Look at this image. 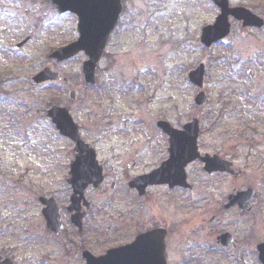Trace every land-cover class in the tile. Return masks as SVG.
Here are the masks:
<instances>
[{"label": "rangeland", "instance_id": "obj_1", "mask_svg": "<svg viewBox=\"0 0 264 264\" xmlns=\"http://www.w3.org/2000/svg\"><path fill=\"white\" fill-rule=\"evenodd\" d=\"M230 2L232 5L260 6L264 13V0ZM41 6L17 5L22 12L16 21L15 36L10 40L0 36L2 254L11 257L16 264H59L61 243L52 240V236L46 238L48 231L39 198L55 197L57 191L66 188V175L63 176L60 163L65 161L68 147L66 139L59 137L48 119L47 110L53 104L70 103V89L78 92V102L71 111L80 125L82 137L90 144L96 141L104 145L119 143L123 151L130 142H162L164 136L156 128L157 121L167 120L172 126L181 128L194 118L200 120L202 151L220 155V148L224 147L233 153L237 142H241L238 147L241 155L251 152L254 156L240 161L249 164L248 177L264 201V30L242 32L240 23L232 19L231 34L214 47L206 48L200 42L201 30L219 13L211 0H137L129 5L123 24L111 40L108 57L102 61L98 72L99 82L109 86L106 97L99 90L95 94L85 83L82 67L87 57L84 54L66 63L49 57L51 46L72 40L74 33L68 30L69 20L41 10L52 13L51 4ZM27 32L34 34L27 47L15 54L2 49L4 45L11 49L13 42L22 40ZM202 62L206 64L204 91L207 102L197 106L194 99L199 88L190 83L188 72ZM45 67L68 77L70 88H63L59 83L34 85L31 77ZM249 69L254 71V79L249 76ZM94 100L99 106L100 101L110 105L112 111L108 108V112L112 115L115 110L123 111L127 114L125 122L106 127L105 115L100 114L92 122ZM245 143H251L254 149ZM111 166H106L105 186L97 191L90 189L86 194L95 202L97 236L92 247L101 251L112 245L106 228L110 224L116 227L126 219L123 216L127 213L124 197L119 192L116 202L117 192H111L110 188L112 181L122 179L125 166L118 167L116 175L109 176ZM189 172L192 180L200 179L202 188L207 189L205 179L208 178L202 168L195 164ZM220 182L228 189L232 179L222 175ZM214 185L218 188L217 180ZM127 206L130 210H139L135 202ZM190 206H184L177 199L178 223L196 214L201 205ZM262 206L246 218L227 211L220 224L208 225L206 230L213 231L220 225V229L235 228L243 237L250 228L259 240L264 237V203ZM194 227L193 221L191 229ZM201 237L204 236L199 232L194 241L198 246L202 243ZM185 243L180 240L174 243L176 261L170 259V264H260L252 258L238 263L226 261L221 256L222 260L216 256V260L211 261L203 257V252L197 256L200 261L192 263L180 252L182 248L188 249Z\"/></svg>", "mask_w": 264, "mask_h": 264}, {"label": "flooded vegetation", "instance_id": "obj_2", "mask_svg": "<svg viewBox=\"0 0 264 264\" xmlns=\"http://www.w3.org/2000/svg\"><path fill=\"white\" fill-rule=\"evenodd\" d=\"M94 5L106 4L108 1L112 0H90ZM119 6H121V13L119 20L110 34L106 48L104 50L100 65L97 67V76L98 71L101 66V62L108 57L109 49L111 47V40L113 36L120 29L123 24L129 5L135 4L137 0H117ZM47 5L51 4L53 7L52 13L41 9L42 11L55 16L56 18H63L70 21L71 25L68 30L73 31L74 38L77 39L79 36V16L76 13H73L69 10L59 11L58 7L54 4L53 0H0V36L1 38L9 37V40L16 34V21L19 14L22 12V9H18L17 5H26L31 4ZM96 5L93 8L95 13H102L103 8ZM253 13L258 15L264 23V13L261 11V7H254L250 5L248 7ZM21 11V12H20ZM40 17V15H37ZM42 20V19H38ZM126 20L125 22H127ZM238 25L242 32L247 30H264L263 27H243V22L238 21ZM128 23V22H127ZM126 23V26H127ZM233 26V23H232ZM66 29V28H65ZM97 32H103V26L100 24L97 26ZM2 34V35H1ZM32 33H25L24 37H29L27 42L23 44L20 48L23 49L27 47L33 38ZM2 39V40H3ZM68 43V42H67ZM61 43V45L67 44ZM17 43L13 42L11 49L3 46L2 49L6 52L15 54L17 51L15 49ZM97 77L95 83L90 85L94 89L95 94L96 90H99L100 93L106 91V85L99 82ZM63 85V88H70L71 81L66 82L64 80L57 82ZM71 91V89H70ZM70 93V92H69ZM70 102V101H69ZM73 100L70 103L63 102L61 106L67 107L70 111L71 108L77 103ZM99 103L94 100V103L91 104V114L93 116L92 122L95 121L99 116L105 115L106 127H113L114 125L123 124L125 122L124 116H127L121 110H115L112 113L108 110L112 107L100 101ZM112 106V105H111ZM109 108V109H108ZM110 111H112L110 109ZM72 112V111H71ZM117 112V114H116ZM73 113V112H72ZM128 120H126V123ZM139 128V127H137ZM136 128V130H138ZM156 128L164 136V141H153L149 140L146 142H130L128 146L122 151L119 147V143L104 145L103 143H98L97 141L93 144H90L92 148L96 151L98 165L102 167L103 180L98 187L90 185L85 191V199L80 200V202H72L73 187L69 183L71 175V164L76 157V152L74 148V143L70 142L71 146L68 147V162L62 163L60 165V170L65 176V186L62 191H57L55 197L48 196V198H55L58 205V218H57V231H52L48 228V219L47 216H43L46 238L52 236V240H59L61 244L60 253H62L59 264H86L87 257L89 253H92L94 256H101L107 253L109 250H114L119 247L128 246L134 243V241L143 234L151 232L153 230L159 229V242L160 238L163 237L164 242V252L166 257L167 264H170V259L174 262L176 261L174 256V243L177 240L185 241L188 249H180L183 257H187V261L198 263L200 260L197 259L198 254L203 252V257L210 259L211 261L216 260L215 257L220 256L226 261L238 262L246 261L250 258L257 260L258 246L260 243L264 242V237L257 240L255 231L248 228V231L245 232L243 237L237 232L234 228L232 229H217L211 231L210 229L206 230V226L213 223L222 221V216L227 211H233L239 217L246 218L250 215L255 214L259 209H262V204L264 201L261 200L262 196L257 187L252 185V179L248 177L249 174V164L241 163V158L248 161V159L253 158L251 152L241 155L238 150V147L242 144L237 142L235 151L230 153L226 151L227 148H220V157L224 160L231 162L230 172H212L208 173L204 170V164L201 160H196L195 162L189 164L186 167L187 171V183L185 185H170V183H154L149 184L143 190H138L135 187L131 186L133 179L142 177L151 172L159 169L161 165L170 158V142L168 137L161 128L156 125ZM250 147L251 150L254 149V146L251 143H245ZM133 145V147L131 146ZM130 146V147H129ZM200 152L202 155L211 154L209 152L202 151L201 147ZM218 155V154H217ZM106 164V165H105ZM111 164V173L110 175H116L118 167L122 168V179L112 181L110 188L111 192H117L115 194L116 202L117 195L120 192V195L124 197V209H127V213L123 216V220L120 224L115 227V224H110L106 231L108 239L112 240V245L107 247L104 250L93 249L92 244L94 239L96 240V227L95 222V202L93 198H88V190H101L106 182L108 174H106V166ZM197 164L205 172V176L208 179H205L207 189H203V181L192 180L190 177L189 169L192 165ZM128 166V167H127ZM225 175L232 179V183L228 186V189L223 188L220 182V176ZM215 180H217L218 188L214 185ZM215 189H213V188ZM251 191V192H249ZM247 195L246 198H241L243 194ZM178 197V198H177ZM177 199L180 200L181 204L188 207L194 203H200V209L196 214L191 217H185L184 221L181 223L177 222L176 219V204ZM135 202L138 205L139 210H130L127 204ZM230 205V206H228ZM135 208V206H133ZM193 206H190L192 208ZM47 210L48 207L42 208V210ZM124 213V212H123ZM196 223V227L191 229V222ZM199 229V230H198ZM204 233H202V230ZM196 230V231H195ZM206 230V231H205ZM195 231V233H194ZM1 232V228H0ZM201 233L204 237H201L202 243L200 246L194 241L198 233ZM230 233V237L227 240L228 242L220 241L219 237L224 233ZM206 234V237H205ZM196 236V237H195ZM51 242V239L48 241ZM47 242V243H48ZM93 242V243H92ZM152 242V241H151ZM154 243V244H153ZM153 244V245H152ZM147 248L143 249V253L150 255L151 252L155 254V251L158 250L160 255V246L155 247V239L152 243L147 242ZM153 246V247H151ZM221 259V258H220ZM222 260V259H221Z\"/></svg>", "mask_w": 264, "mask_h": 264}, {"label": "water", "instance_id": "obj_3", "mask_svg": "<svg viewBox=\"0 0 264 264\" xmlns=\"http://www.w3.org/2000/svg\"><path fill=\"white\" fill-rule=\"evenodd\" d=\"M61 10L70 9L77 12L80 15V30L81 38L69 46L60 48L52 56L59 60H64L70 58L71 56L77 54L79 51L84 50L86 54L90 57L84 63V74L85 79L88 83L94 82V71L96 63L99 60L102 50L105 46V42L111 30L114 28L118 15L120 12L119 7H116L114 1L109 4L112 13H103V17H98L94 15L93 8L98 5H94L90 0H54ZM110 2V1H109ZM214 2L221 8L222 13L217 17L216 22L213 25H209L203 29L202 42L211 46L213 43L219 41L220 39L226 37L230 31V23L228 22L229 15H233L236 18L244 19L246 25H257L259 22L256 17L251 14L248 10L242 7L229 8L228 0H214ZM108 7V5H107ZM104 23V31L100 36H95L93 33V26L97 23ZM20 46V45H19ZM205 74V66L201 64L196 70L190 72V80L197 86L203 87ZM60 75L56 72L51 71L49 68L44 69L39 74L32 78V82L37 84L47 80H58ZM75 92L71 93L72 98L75 97ZM206 101V95L201 92L196 97V103L198 105H203ZM50 117H52L53 122L57 125L60 132L74 141L77 142V150L81 154L84 150L88 149V146L83 143L79 135L78 127L73 122L72 117L66 109L53 107L49 111ZM160 126L170 135L171 146V159L164 163L160 170L155 171L146 178L137 179L134 185L138 188L140 186H145L149 182H157L160 177L164 181H169L172 178V182L176 184H182L185 181V166L197 158H200L198 153V135L200 131L199 120L194 119L193 122L184 126V130L173 129L167 122H160ZM90 154L86 159H80L81 155L78 153L77 159L74 162L75 168H81L78 174L75 173V181L77 183L76 190L81 192L84 188L93 180L100 181L99 172L95 169L94 153L92 150H87ZM203 162L206 164V170L212 172L216 170H227L228 165L225 164L218 156L216 157H202ZM88 161H93V163H88ZM83 167H88V173H84ZM50 220L49 224L51 228H56V210L51 208L50 214H47ZM159 231L151 232L143 236L138 237V239L129 246L117 248L111 250L107 255L100 258L90 257L88 258V264H165L164 259V244L162 238L159 242ZM157 233V235H156ZM227 237V234L224 235ZM155 239L156 245L160 246V255L158 250L155 254L151 252L150 255L143 253V249L147 248V242L152 243ZM157 239V240H156ZM152 241V242H151ZM154 244V243H153ZM152 244V245H153ZM153 247V246H151ZM156 249V248H155ZM261 255V261L264 264V244L259 246ZM0 264H13L9 259L1 262Z\"/></svg>", "mask_w": 264, "mask_h": 264}]
</instances>
